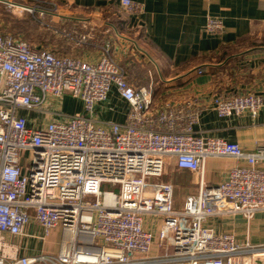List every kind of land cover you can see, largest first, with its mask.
I'll return each mask as SVG.
<instances>
[{
  "label": "built area",
  "instance_id": "built-area-1",
  "mask_svg": "<svg viewBox=\"0 0 264 264\" xmlns=\"http://www.w3.org/2000/svg\"><path fill=\"white\" fill-rule=\"evenodd\" d=\"M41 2L57 9V1ZM120 2L143 10L140 2ZM204 29L221 33L224 21L208 16ZM100 49L91 62L0 33V264H264V244L239 242L204 224L264 211V145L246 152L238 142L197 135L194 100L157 102L151 85L128 81L108 42ZM112 86L130 108L125 123L104 126L96 105ZM66 93L83 100L84 112L44 121ZM213 103L221 117H255L263 98L220 93ZM30 112L37 115L31 119ZM216 157L237 164L208 183L206 162ZM172 163L197 175L182 205L163 178ZM32 222L42 234L28 232ZM55 229L57 251L28 254L16 241L49 242Z\"/></svg>",
  "mask_w": 264,
  "mask_h": 264
},
{
  "label": "crops",
  "instance_id": "crops-1",
  "mask_svg": "<svg viewBox=\"0 0 264 264\" xmlns=\"http://www.w3.org/2000/svg\"><path fill=\"white\" fill-rule=\"evenodd\" d=\"M52 1L59 2L67 11L69 8L90 11L98 16L118 8L121 16L116 12L114 15L120 28L107 24L103 33L111 53L125 67L131 84L151 85L157 102L194 100L200 109L199 121L194 126L197 135L238 142L246 152L264 145V0H133L143 5L141 12L128 11L120 0ZM208 16L223 19V32L204 29ZM104 18L108 20V16ZM81 52L79 57L91 62L101 55V49L84 48ZM247 92L263 98L255 117L249 112L218 115L213 103L216 94ZM53 101L54 106L44 114V121L84 112L83 100L69 93ZM129 108L128 101L112 86L107 99L96 105L95 118L104 126L125 123ZM27 115L32 119L37 114ZM236 164L229 157L209 158L205 166L206 181H221ZM171 169L184 173L174 163ZM193 182L185 189L189 190ZM204 224L219 233H233L239 242L249 239L253 244H264V211L257 212L250 220L242 214H229L207 218ZM27 230L36 234L43 231L33 222ZM58 233L61 230L55 229L51 236ZM16 241L28 254L46 251L48 243L30 236H18Z\"/></svg>",
  "mask_w": 264,
  "mask_h": 264
},
{
  "label": "rangeland",
  "instance_id": "rangeland-1",
  "mask_svg": "<svg viewBox=\"0 0 264 264\" xmlns=\"http://www.w3.org/2000/svg\"><path fill=\"white\" fill-rule=\"evenodd\" d=\"M3 1L0 0V4H4L3 6L9 11L10 15L24 18L30 14L38 23L37 27L32 26L30 28L27 37L23 33L18 35L38 47L47 49L59 47L60 52L74 56H80L84 48L100 49L108 41L105 33H103L107 28L106 26H108L107 24L110 25L109 27H111V24L114 25L115 11L113 9L101 12V15L98 16L93 15L90 11L83 12L71 8H69V11L64 10L60 7L59 2L57 3L56 9L50 4L41 2V0H14L16 4H11L6 1L2 3ZM2 10L3 8L0 6V32L5 30L4 22L1 20ZM107 16L108 20L105 21L104 17L107 18ZM44 33H48V36L51 38L54 37L47 44L41 41ZM40 121L41 119H39ZM171 165L167 168L163 178L171 181L175 185L177 204L182 205L186 194L196 190L197 175L188 171H184L182 174L175 172L171 169ZM191 180L195 182L192 183L189 190H186L185 187ZM60 240V233L51 236L45 246L46 250H57Z\"/></svg>",
  "mask_w": 264,
  "mask_h": 264
},
{
  "label": "trees",
  "instance_id": "trees-1",
  "mask_svg": "<svg viewBox=\"0 0 264 264\" xmlns=\"http://www.w3.org/2000/svg\"><path fill=\"white\" fill-rule=\"evenodd\" d=\"M2 3H5V2L3 1ZM3 5L0 4V6L3 8V10H2L3 12L1 14L2 15L1 16V20H2V22H4V25H5L4 26V29L5 30L4 31H1L0 33H2V34H8L9 33V34H13V35H16V36H20L18 34L23 33L27 37V33L29 34L30 28L32 26L37 27L38 23H37L36 19L32 15L29 14L28 16H26L24 18L14 17V16H12V15L9 14V11H7L6 8ZM113 10L118 15L121 16V12H120V10L118 8L117 9H113ZM119 25H120V22L117 21L116 18H114V26L117 27V28H120ZM53 38H51L50 36H48V33H44L42 35V37H41V41H43V43L47 44ZM25 40L28 41L29 43L33 44L29 40H27V39H25ZM58 48H53V49H50V50H52L53 52H55L57 54H66V53L60 52ZM126 74H127V72H126Z\"/></svg>",
  "mask_w": 264,
  "mask_h": 264
}]
</instances>
